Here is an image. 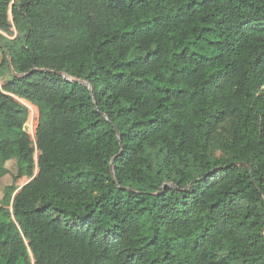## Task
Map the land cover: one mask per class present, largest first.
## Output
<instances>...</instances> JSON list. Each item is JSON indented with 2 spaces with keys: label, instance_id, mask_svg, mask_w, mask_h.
I'll return each mask as SVG.
<instances>
[{
  "label": "trees",
  "instance_id": "obj_1",
  "mask_svg": "<svg viewBox=\"0 0 264 264\" xmlns=\"http://www.w3.org/2000/svg\"><path fill=\"white\" fill-rule=\"evenodd\" d=\"M0 51V264H264V0H0Z\"/></svg>",
  "mask_w": 264,
  "mask_h": 264
},
{
  "label": "rangeland",
  "instance_id": "obj_2",
  "mask_svg": "<svg viewBox=\"0 0 264 264\" xmlns=\"http://www.w3.org/2000/svg\"><path fill=\"white\" fill-rule=\"evenodd\" d=\"M9 18L12 19L11 13L9 15ZM12 30L15 32V28L12 27ZM2 58V54L0 51V61ZM65 76V75H64ZM4 83V79L0 77V86ZM17 100L25 105L28 109V118L23 126L24 130L29 134L30 138L32 139L33 144L35 143V129L38 123V108L34 105L33 107H29L27 104L23 103L20 99L17 98ZM35 108V110L33 109ZM230 128V122L226 121L220 128V132L223 133L226 130ZM214 151L216 153H219V148L217 145H214L213 147ZM38 152L35 151V158L37 157ZM37 172V169L36 171ZM28 179L26 177L22 178H16V160L14 158L6 160L4 162L3 166V173L0 175V198L3 197V194L9 186L13 185L15 186V190H18L22 185H24ZM167 184H170L169 182H166Z\"/></svg>",
  "mask_w": 264,
  "mask_h": 264
},
{
  "label": "water",
  "instance_id": "obj_3",
  "mask_svg": "<svg viewBox=\"0 0 264 264\" xmlns=\"http://www.w3.org/2000/svg\"><path fill=\"white\" fill-rule=\"evenodd\" d=\"M42 70H44V71H48V70H46V69H42ZM51 72L60 74L59 72H55V71H51ZM13 73H14L15 76H21V75H24V74H17V73H15L14 71H13ZM78 82H80V83H85V82L82 81V80H78ZM85 84H86V83H85ZM33 177H34V176H33ZM33 177H32V178H33Z\"/></svg>",
  "mask_w": 264,
  "mask_h": 264
},
{
  "label": "bare ground",
  "instance_id": "obj_4",
  "mask_svg": "<svg viewBox=\"0 0 264 264\" xmlns=\"http://www.w3.org/2000/svg\"><path fill=\"white\" fill-rule=\"evenodd\" d=\"M23 103L27 104L29 107H33L31 103L23 100V99H20ZM35 110V108H33Z\"/></svg>",
  "mask_w": 264,
  "mask_h": 264
}]
</instances>
